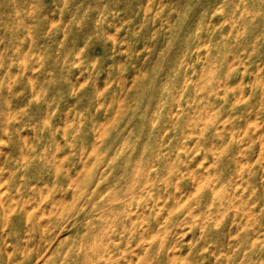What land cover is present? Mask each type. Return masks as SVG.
<instances>
[{
    "label": "rangeland",
    "instance_id": "1",
    "mask_svg": "<svg viewBox=\"0 0 264 264\" xmlns=\"http://www.w3.org/2000/svg\"><path fill=\"white\" fill-rule=\"evenodd\" d=\"M2 230L0 264H264V0H0Z\"/></svg>",
    "mask_w": 264,
    "mask_h": 264
},
{
    "label": "bare ground",
    "instance_id": "2",
    "mask_svg": "<svg viewBox=\"0 0 264 264\" xmlns=\"http://www.w3.org/2000/svg\"><path fill=\"white\" fill-rule=\"evenodd\" d=\"M74 179V178H73ZM71 180V179H70ZM70 180H68V181H70ZM72 182V181H71ZM70 186V185H69ZM66 187V186H65ZM247 217V216H246ZM248 218V217H247ZM6 219V218H5ZM5 222V221H4ZM5 224V223H4ZM3 224V225H4ZM2 228V227H1ZM8 239V237H7V235H6V233L4 232V230H2L1 232H0V240H2L3 241V243H5L6 242V240ZM24 240V239H23ZM37 260V259H36ZM93 260V259H92ZM87 262V261H86Z\"/></svg>",
    "mask_w": 264,
    "mask_h": 264
}]
</instances>
